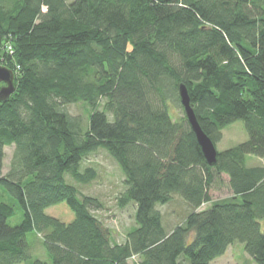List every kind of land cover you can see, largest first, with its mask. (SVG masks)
<instances>
[{
  "label": "trees",
  "instance_id": "1",
  "mask_svg": "<svg viewBox=\"0 0 264 264\" xmlns=\"http://www.w3.org/2000/svg\"><path fill=\"white\" fill-rule=\"evenodd\" d=\"M0 63L15 84L0 101V187L23 212L12 225L0 202V264H214L236 240L264 264V166L246 164L264 157V0H0ZM179 83L215 145L243 121L247 139L213 165L170 110H183ZM78 102L84 119L66 109ZM98 149L123 174L118 205L135 206L122 243L95 214L102 201L65 179L95 180L83 160ZM221 174L232 196L213 200ZM174 195L188 212L167 230L157 205ZM62 201L70 222L46 212Z\"/></svg>",
  "mask_w": 264,
  "mask_h": 264
},
{
  "label": "rangeland",
  "instance_id": "2",
  "mask_svg": "<svg viewBox=\"0 0 264 264\" xmlns=\"http://www.w3.org/2000/svg\"><path fill=\"white\" fill-rule=\"evenodd\" d=\"M70 1V0H67ZM66 109L72 115H81L84 118L87 116L88 108L82 103H74L66 106ZM170 110L174 116L183 115V110L174 104H170ZM248 137L247 131L242 120H237L222 129V137L216 143L217 150H225L238 143L245 141ZM13 148L8 146L5 148V157L3 164V172L9 168L10 159ZM246 164L248 166L263 165L264 157L254 155L247 156ZM90 165L97 170V177L87 185H80L68 174H65L67 182L76 185L79 190L85 194L98 197L103 208L96 210L95 214L99 216L110 228L112 239L115 243L124 242L127 232L134 227V211L135 206L130 203L124 207H120L117 202V196L123 191V174L117 163L102 149H98L86 156L83 160V166ZM210 197L213 200L226 199L232 196L231 189L228 184V176L221 174L217 177L214 183L209 188ZM0 202H5L12 205L15 209V215L9 219V223L18 224L22 217V210L16 205L13 197L2 187H0ZM208 205V204H207ZM207 205H201L199 209L205 208ZM157 208L162 213L164 225L167 230L172 229L177 224H180L188 208L185 202L178 196L174 195L173 199L164 205H157ZM46 212L53 215L64 222H70L74 218V213L65 201L56 205L50 206ZM261 228H264V221L261 223ZM27 239L31 244L33 255L35 257L45 258L42 256V248L39 244V237L36 232H30ZM41 255H37V254ZM138 255H133L129 258L128 264H133L139 261ZM214 264H255L252 257L245 251L242 242L236 240L228 246L223 255L217 257ZM26 264V262L19 263Z\"/></svg>",
  "mask_w": 264,
  "mask_h": 264
},
{
  "label": "water",
  "instance_id": "3",
  "mask_svg": "<svg viewBox=\"0 0 264 264\" xmlns=\"http://www.w3.org/2000/svg\"><path fill=\"white\" fill-rule=\"evenodd\" d=\"M0 101H5L14 91V72L12 69L2 65L0 63ZM178 94L180 103L183 107L185 116L193 131L196 141L201 149V152L209 165H213L216 162L217 148L211 138L202 130L193 108L190 104V98L187 88L184 83H179Z\"/></svg>",
  "mask_w": 264,
  "mask_h": 264
},
{
  "label": "built area",
  "instance_id": "4",
  "mask_svg": "<svg viewBox=\"0 0 264 264\" xmlns=\"http://www.w3.org/2000/svg\"><path fill=\"white\" fill-rule=\"evenodd\" d=\"M7 49H8L9 52L11 51L10 45L7 46Z\"/></svg>",
  "mask_w": 264,
  "mask_h": 264
}]
</instances>
